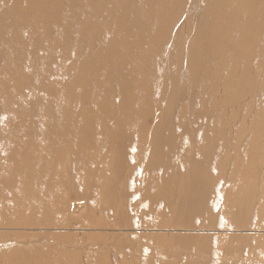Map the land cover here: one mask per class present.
Returning a JSON list of instances; mask_svg holds the SVG:
<instances>
[{"label":"bare ground","instance_id":"6f19581e","mask_svg":"<svg viewBox=\"0 0 264 264\" xmlns=\"http://www.w3.org/2000/svg\"><path fill=\"white\" fill-rule=\"evenodd\" d=\"M259 190L264 0H0V264H264Z\"/></svg>","mask_w":264,"mask_h":264},{"label":"rangeland","instance_id":"374dc122","mask_svg":"<svg viewBox=\"0 0 264 264\" xmlns=\"http://www.w3.org/2000/svg\"><path fill=\"white\" fill-rule=\"evenodd\" d=\"M223 188H227V186H225V187H223ZM228 188H229V186H228ZM227 188V189H228ZM234 190L233 188H229L228 190ZM226 191V190H225ZM263 190H259V193L260 194H262L263 192H262ZM92 192V195L96 192L95 190L94 191H91ZM94 192V193H93ZM131 200H133V199H131ZM92 203H94V202H92ZM91 203V204H92ZM71 206L73 207L72 209H74V210H76L77 208H78V206H79V203H77V202H72L71 203ZM13 231H16V230H13ZM16 232H20V231H16ZM26 233H35V232H33V231H25ZM72 232H75V231H72ZM2 233H4V231H1L0 230V234H2ZM107 233V235H113V234H118V233H126V234H132V233H138V232H106ZM251 233H264V232H262V231H258V232H251ZM92 248V250L93 251H96L97 249H98V247H91ZM114 247H112V245H108L107 247H106V249L108 250V251H110V254H109V257H111V258H115L116 257V251L113 249ZM131 246H127V247H123V249H118L119 251H120V254L121 255H126V254H129L130 253V251H131ZM190 252H193L192 250H190ZM211 252L213 253V255L215 254V252H216V250H215V248L213 247V248H211ZM246 251L244 250L243 251V253H245ZM212 253H211V255H212ZM239 253H234V256H237ZM241 255V254H240ZM178 264H182V262H178Z\"/></svg>","mask_w":264,"mask_h":264}]
</instances>
